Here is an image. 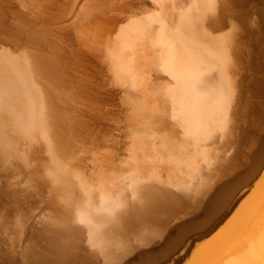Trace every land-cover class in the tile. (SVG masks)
Listing matches in <instances>:
<instances>
[{
    "label": "bare ground",
    "instance_id": "obj_1",
    "mask_svg": "<svg viewBox=\"0 0 264 264\" xmlns=\"http://www.w3.org/2000/svg\"><path fill=\"white\" fill-rule=\"evenodd\" d=\"M0 264H264V0H0Z\"/></svg>",
    "mask_w": 264,
    "mask_h": 264
}]
</instances>
